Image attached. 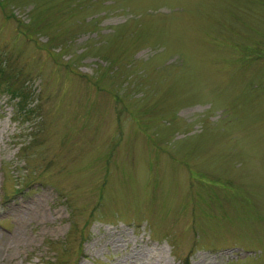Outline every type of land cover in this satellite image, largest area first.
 Masks as SVG:
<instances>
[{"label":"rangeland","instance_id":"1","mask_svg":"<svg viewBox=\"0 0 264 264\" xmlns=\"http://www.w3.org/2000/svg\"><path fill=\"white\" fill-rule=\"evenodd\" d=\"M0 65V264H264V0H0Z\"/></svg>","mask_w":264,"mask_h":264},{"label":"trees","instance_id":"2","mask_svg":"<svg viewBox=\"0 0 264 264\" xmlns=\"http://www.w3.org/2000/svg\"><path fill=\"white\" fill-rule=\"evenodd\" d=\"M1 67L2 66L0 65V71H1ZM14 80L12 82L6 81V83L1 84V88L4 87L5 91L8 92L10 95H13V96L19 95V96H21L22 97V103L20 104L19 107L22 110H26L24 108V106L26 104V100H27V97H28L27 89H26V87L23 84H20L19 86L14 85V83H15ZM0 83H1V80H0Z\"/></svg>","mask_w":264,"mask_h":264}]
</instances>
